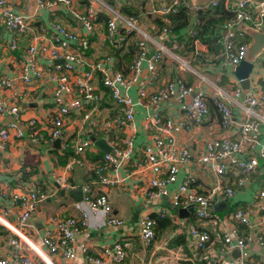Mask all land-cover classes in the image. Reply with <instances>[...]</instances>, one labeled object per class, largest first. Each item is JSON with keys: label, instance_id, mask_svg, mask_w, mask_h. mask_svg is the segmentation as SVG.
Masks as SVG:
<instances>
[{"label": "built area", "instance_id": "2783aa9c", "mask_svg": "<svg viewBox=\"0 0 264 264\" xmlns=\"http://www.w3.org/2000/svg\"><path fill=\"white\" fill-rule=\"evenodd\" d=\"M6 1L0 0V24L6 30L23 32L28 28V19L39 9L61 4L70 11L71 18L79 25L81 31L77 33L56 20L48 22V25L41 27L46 34L31 36L27 52L38 53L47 58L50 68L42 69L36 61L27 58L21 62L18 75L0 76V88L12 87L17 79L27 84L43 75L53 83L55 112L50 117L47 136L37 130L40 126L36 119L28 118L24 125L29 128V138L52 140L61 137L70 113L87 120L92 112L98 110L102 93L105 91L114 105L112 115L102 118L98 123V129L105 138L110 137L115 128L123 130L126 126H132L137 107H151L147 114L145 113L144 122L153 133L151 139L140 147L142 162L138 163L137 167H142L151 174L142 189L145 199L161 198L167 187L176 181L180 166L190 159L187 147L178 142L176 132L191 129L209 113L206 92L201 86L185 82L176 73L156 84L157 64L165 54L177 60L179 68L188 67L185 60L173 52L179 42L171 27L168 24L160 27V32L165 34L166 40L172 46L168 49L162 42L152 38L139 25L134 15L121 12L118 6L114 5L118 0H86L82 7H75L73 0H33L31 11L19 10ZM182 3L184 0L160 1L157 5L150 6L148 13L151 16L172 14L178 11ZM217 4H221L231 14L215 29L213 40L219 46L221 62L233 66L244 58L249 42L242 28L264 31V1L206 0L202 4L192 5L189 9L195 14L198 23L199 14ZM99 15L103 17L102 22L104 21L102 40L110 46L111 51L88 56L89 37L94 31ZM188 31L191 36L197 35L195 29ZM43 35H46V38L42 40ZM130 43L134 46L132 55L121 62V66L114 67L117 59L114 50L126 48ZM260 56L264 61V50ZM120 58L123 60L122 55ZM259 77L261 82L251 83L248 75L246 89L239 85L232 89L224 88L209 82L212 87L211 103L218 114L219 125L227 131L233 130L235 134L230 136L229 133H223L218 141H207L197 158V161L207 166L215 176V181L208 190L199 193L195 177L187 174L176 184L168 197L172 208L188 210L191 207L189 213L196 224L187 227V241L193 253L196 250L203 252L200 260H204L206 264H251L244 260L242 254L246 244L251 241L252 236L260 245L264 243V237L258 236V232H264L259 230L264 225V188L254 194L252 209L235 207L222 217L212 209L213 203L231 198L235 190L246 186L248 176L257 167L258 159L264 160V139L259 136L264 128V63ZM96 78L101 88L95 84ZM69 96L71 99L75 98L71 107L65 102ZM171 98L180 99L179 106L184 117L173 120L159 116L157 104ZM232 104L240 108L241 117H235ZM4 113L17 115L18 105L15 102H7L0 96V114ZM10 126L12 127V124L0 127V148L8 137ZM17 135L21 133L18 132ZM121 138L119 142L108 138L110 150L103 151L100 158L89 164L88 170L93 176L91 183L95 187L102 189L122 185L137 172L140 173L137 169L125 168L132 156L134 135L124 132ZM91 144L93 140L89 136L74 142L73 155L68 158L65 170H69L73 164L82 165L83 160L80 157ZM228 174L233 176L232 181L229 185H223L221 179ZM65 179L64 174H58L54 181L59 188L66 189L68 184ZM79 187L88 212L100 213L105 225L121 226L122 220L111 213L105 192L101 190L100 193L92 195L88 182ZM5 196V193L0 191V199ZM46 196L41 190L12 195V198L18 200L21 208L18 217L20 227L28 226L31 212ZM88 212L82 211L80 216L54 219V234L41 237L37 247L29 245L30 242L24 236H19L14 226L2 221L14 237L8 240L10 255L0 258V264H52L47 262L45 253L60 256V264H73L77 257H81L88 264H116L123 261L127 246L125 242L114 241L111 246L102 247L96 255L88 253L85 247L77 249L75 235L86 224ZM253 212L259 213L256 219L250 216ZM155 213L159 216L168 214L164 208ZM197 222H204L209 228L199 226ZM154 224L152 217L147 215L138 220V235L146 246L150 245L155 237ZM240 225L248 230L246 237L239 235ZM212 226L222 232L220 248H214V241L210 237ZM23 241L29 250L34 251L35 257L22 251ZM234 250L238 252L235 257L228 255Z\"/></svg>", "mask_w": 264, "mask_h": 264}, {"label": "crops", "instance_id": "0c3cea01", "mask_svg": "<svg viewBox=\"0 0 264 264\" xmlns=\"http://www.w3.org/2000/svg\"><path fill=\"white\" fill-rule=\"evenodd\" d=\"M85 1L73 0V3L75 7H82ZM160 1L166 0H118L114 5H117L123 13H133L139 25L152 38L162 42L168 49H171L172 46L166 40L165 34L160 32V27L168 24L176 34L179 43L173 49V52L184 59L188 67L179 68L177 60L165 54L157 64L158 78L156 84H160L164 79L176 73L185 82L201 86L206 92L209 107L208 115L198 124H194L191 129L176 132L178 142L186 146L189 151V162L180 166L176 181L167 187L161 198L145 199L142 189L151 174L148 170L137 166L138 163L142 162L140 147L151 139L153 130L144 122L145 113L151 107H146L145 105L143 108L137 107L134 112L132 126H126L123 130L115 128L113 134L108 138L119 142L122 140L121 137H123L124 132H131L134 135L132 156L125 168L137 169L140 173L137 172L122 185L100 189L91 183L93 176L91 171L88 170V166L91 161L100 157H96L99 151L103 152L95 143V140L102 138L106 143L108 142V138H105L104 134L98 129L99 121L104 117L111 116L114 112V105L108 93L106 91L102 93L98 110L92 112L87 120L80 119L79 115L70 113L63 127L61 137L52 140H31L29 138V128L24 125L25 120L28 118L36 119L38 121L37 124L40 126L37 130L47 136L50 117L55 112L54 105L56 102L52 95L53 83L43 75L27 84L17 79L12 87H1L0 96L7 102H15L18 105V113L17 115L0 114V127L12 124V127H9L8 137L5 139L3 147L0 148V191H3L6 195L4 199H0V258L10 255L8 240L14 237V234L2 224V221L14 226L18 231L17 234L24 236L30 242L29 245L37 247L36 245L39 244L41 237L47 234H54V219L80 216L82 211L88 212V207L82 201L83 194L81 189V197L74 192L82 183L88 182L92 195L100 193L101 190L105 192L111 207V213L120 218L122 224L121 226L105 225L100 213L88 212L86 224L75 235V246L77 249L85 247L88 253L96 255L102 247L111 246L114 241H121L127 244L125 257L123 261L116 264H170L172 262L178 264H201L200 257L203 252L196 250L193 253L186 237L187 227L196 224V222L189 213V209L185 211L186 214L183 212L179 214L180 208H172L168 197L171 194L170 192L176 187V184L187 174L195 177L196 189L199 193L205 192L213 185L215 176L207 166L200 164L197 158L203 151L207 141H218L223 133H229L230 136H233L235 132L233 130L227 131L220 127L218 114L209 105L212 89L209 82L224 88H229L226 87L227 85L235 87L239 85V82L232 73L233 66L221 62L219 46L214 43L213 33L203 32L198 34L201 19L199 20L198 18V23H196L195 14L189 8L194 4H202L206 0H184V3L179 6V8H184V15L177 16L184 21L182 24L176 19L177 17L171 18L170 15L173 14L151 16L148 13V8L157 5ZM6 2L23 11H31L33 5V0H7ZM124 6L127 10L123 9ZM214 15L217 16V13ZM99 19L103 20V17L99 15L96 18L94 31L89 37L88 56H95L102 51H111L110 46L102 40L104 21L102 22ZM52 20L59 21L77 33L81 32L79 25L71 18L70 11L61 4L52 8L39 9L28 19V28L23 32L6 30L0 24V76L11 77L18 75L21 62L27 58L36 61L42 69L50 68L47 58L41 57L38 53L29 54L27 48L31 36L34 34L40 35L41 33L46 34L41 30V27L48 25V22ZM189 29H195L197 35L191 36ZM41 38L42 40L45 39L46 35ZM116 50L119 51V57L115 60L114 67H119L121 62L126 61L125 55L121 54L125 51V48L122 47ZM130 50L132 51L131 56L134 50L132 43H130ZM263 50L264 47L253 58L252 70L249 73L251 83L254 81L261 82L262 80L259 74L264 63L262 56H260ZM121 55H123V60L120 58ZM228 76H230V81L226 80ZM221 82L223 84H220ZM95 84L98 88H101L97 78L95 79ZM73 100L75 98L71 99V96H69L65 102L69 103L71 107L74 105L71 104ZM179 101V98H171L159 102L156 106L159 116L173 120L184 117ZM231 108L235 117L242 116L240 108L233 104ZM18 132L21 135H17ZM87 136L91 139L93 136L94 139H92L93 144L87 147L80 157L83 160V164L80 166L73 164L69 170H65L68 158L73 155V143ZM259 136L264 139V128L261 129ZM55 139L58 140V144L53 143ZM66 141L69 144L68 150L70 152L68 155H65L67 150V147H65ZM58 174H64L68 188L57 187L58 185L55 184L54 179ZM232 178L233 176L228 174L221 179V183L229 185ZM263 188L264 160L259 158L255 171L248 176L247 185L235 190L231 198L218 200L217 202L225 201L223 208L215 211L213 209L215 202L212 205V209L221 217L230 213L235 207L252 209L251 202L254 194ZM35 190H41L47 196L31 212L28 218V226L20 227L18 217L21 208L18 200L12 198V195ZM161 208L167 211L168 214L163 217L170 224L166 225L161 231H158L156 224H154L155 237L152 243L146 246L141 242L138 235V220L143 215H147L150 218L154 215L156 216L155 212ZM258 215L259 213H250V216L255 219ZM197 224L206 229L209 228V225H205L204 222H197ZM238 229L240 236H247L248 230L244 226L240 225ZM261 229L264 231V225L259 230ZM221 234L222 232L217 227H210V237L214 241V248H220L221 242L219 240ZM258 236L263 238L264 232H258ZM177 237L180 238L182 244L172 245V242ZM254 239L256 238L252 236L251 241L246 244L243 250L244 260L251 264H264V243L260 245ZM23 245L24 249L22 251L35 257L34 251L29 250L24 241ZM237 254L236 250L228 253L231 257H235ZM45 257L47 262L52 264L61 263L60 256H51L45 253ZM73 264L88 263L81 257H77Z\"/></svg>", "mask_w": 264, "mask_h": 264}, {"label": "water", "instance_id": "95a60500", "mask_svg": "<svg viewBox=\"0 0 264 264\" xmlns=\"http://www.w3.org/2000/svg\"><path fill=\"white\" fill-rule=\"evenodd\" d=\"M252 1L259 2V1H264V0H252ZM242 30L245 33V35L248 36L249 42H248L247 49L245 51L244 58L241 59L238 63L233 65L232 73L236 77V79L238 80L239 85L243 89H246L248 86V75H249V73L252 69V65H253V63H252L253 58L260 51V49L262 47H264V31H257V30H254L252 28H249V27H243ZM92 139H94L93 136H92ZM53 143L58 144V140L55 139ZM95 143L103 151H109L110 150V146L102 138L96 139ZM74 192H76V194L81 197V191H80L79 187H77ZM224 202H225L224 200L216 202L213 205V209L215 211L220 210V208H223V206L225 205ZM190 208H189V210H190ZM185 211H186L185 209H180L179 214H180V212H183L184 214H186Z\"/></svg>", "mask_w": 264, "mask_h": 264}, {"label": "trees", "instance_id": "16d2710c", "mask_svg": "<svg viewBox=\"0 0 264 264\" xmlns=\"http://www.w3.org/2000/svg\"><path fill=\"white\" fill-rule=\"evenodd\" d=\"M124 10H127L124 6L123 8ZM183 7H180L179 10L175 13H172L173 15H170L171 18H176L177 16H183L184 15V11H183ZM215 13H217V16L214 15ZM177 14V15H176ZM231 14L230 11L226 10L221 4H217L216 6H214L213 8H210V9H206L204 11H202L200 14H199V20L201 19V23L198 27V34H202L203 32H207L208 34H211V33H214L215 32V29L217 27H219V25L221 24V22L223 20H225L227 17H229ZM179 17H177L176 19H178L179 23H184L183 20L179 19ZM131 50H130V45H128L126 48H125V51L122 52L121 54H124L125 55V58L126 60L130 57V54H131ZM114 54H116L117 57H119V51L118 50H114ZM123 56V55H122ZM210 106H212V103L210 102L209 104ZM66 143V146L67 147V150L65 152V155L69 154V150H68V143L67 141L65 142ZM103 154V152L99 151V154L96 156H100ZM71 155V154H70ZM99 157V158H100ZM152 219L154 220L155 224H156V229L158 231H161L163 230V228L166 226V225H169L170 222L166 219H164L163 216H159V215H154L152 216ZM178 244H182V241H180V238L177 237V239L175 241L172 242V245H178ZM201 264H206L204 262V260H201L200 261Z\"/></svg>", "mask_w": 264, "mask_h": 264}, {"label": "rangeland", "instance_id": "374dc122", "mask_svg": "<svg viewBox=\"0 0 264 264\" xmlns=\"http://www.w3.org/2000/svg\"><path fill=\"white\" fill-rule=\"evenodd\" d=\"M132 15H133V13H131ZM100 21H102V19H99ZM226 80H229L230 81V76H228L227 78H226ZM225 82V81H224ZM220 84H223V82H221ZM226 87H229V88H233V86H231V85H227Z\"/></svg>", "mask_w": 264, "mask_h": 264}]
</instances>
